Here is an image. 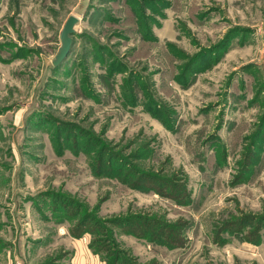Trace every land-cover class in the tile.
Here are the masks:
<instances>
[{"label":"rangeland","instance_id":"obj_1","mask_svg":"<svg viewBox=\"0 0 264 264\" xmlns=\"http://www.w3.org/2000/svg\"><path fill=\"white\" fill-rule=\"evenodd\" d=\"M90 255L264 264V0H0V264Z\"/></svg>","mask_w":264,"mask_h":264},{"label":"water","instance_id":"obj_2","mask_svg":"<svg viewBox=\"0 0 264 264\" xmlns=\"http://www.w3.org/2000/svg\"><path fill=\"white\" fill-rule=\"evenodd\" d=\"M77 23H78V18L73 16L70 17L67 23L65 24V27L61 34L62 47L60 48L56 56V59L53 62L55 67L61 65L66 60V58L68 57L71 51L72 43H73L71 36L75 32L74 27Z\"/></svg>","mask_w":264,"mask_h":264},{"label":"crops","instance_id":"obj_3","mask_svg":"<svg viewBox=\"0 0 264 264\" xmlns=\"http://www.w3.org/2000/svg\"><path fill=\"white\" fill-rule=\"evenodd\" d=\"M89 257L91 258V260H92V264H93V261H94V260H93V257H92L91 255H90Z\"/></svg>","mask_w":264,"mask_h":264},{"label":"trees","instance_id":"obj_4","mask_svg":"<svg viewBox=\"0 0 264 264\" xmlns=\"http://www.w3.org/2000/svg\"><path fill=\"white\" fill-rule=\"evenodd\" d=\"M118 264V263H117Z\"/></svg>","mask_w":264,"mask_h":264}]
</instances>
